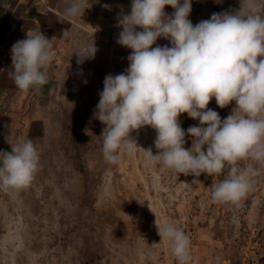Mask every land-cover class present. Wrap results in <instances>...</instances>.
I'll return each mask as SVG.
<instances>
[{"label": "rangeland", "instance_id": "374dc122", "mask_svg": "<svg viewBox=\"0 0 264 264\" xmlns=\"http://www.w3.org/2000/svg\"><path fill=\"white\" fill-rule=\"evenodd\" d=\"M42 1L53 38L49 79L35 105L22 108L29 115L17 138L33 140L39 167L28 188L0 190V264H178L155 222L189 236L190 264H264V161L238 162L259 174L236 206L211 200L212 185L227 178L230 165L196 178L147 160L144 149L158 151L151 126L131 133L141 147L134 156L121 154L118 164L104 160L105 125L93 111L105 76L128 67L131 50L116 39L122 31L117 17L130 13L131 0H85V11L74 18L62 15L71 0ZM257 3L264 13V0ZM239 9L240 0H192L189 19L195 25ZM173 11L165 6L166 13ZM93 39L95 58L77 64L74 52ZM157 44L170 46L163 38ZM208 107L223 120L237 105L220 108L213 97ZM179 119L184 130L199 124L187 113ZM185 141L191 148L192 138Z\"/></svg>", "mask_w": 264, "mask_h": 264}, {"label": "clouds", "instance_id": "9594fccd", "mask_svg": "<svg viewBox=\"0 0 264 264\" xmlns=\"http://www.w3.org/2000/svg\"><path fill=\"white\" fill-rule=\"evenodd\" d=\"M84 3L71 0L62 15L76 17L85 11ZM165 6L174 11L166 13ZM191 11L192 0H131L130 13L117 17L122 31L116 39L131 50L128 67L105 76L93 118L105 125L100 136L106 162L118 164L121 154L134 156L141 147L131 133L151 126L158 151L144 149L147 160L196 178L220 174L228 164L227 178L212 185L211 200L239 206L259 173L238 162L264 161V13L257 0H240L239 10L213 13L194 25ZM159 38L170 46L158 45ZM52 41L39 30L12 45L8 75L19 90L39 92L48 83ZM97 52L93 39L74 52L77 64ZM213 97L220 108L233 101L237 107L222 120L208 107ZM183 113L199 124L184 130ZM186 136L192 138L191 148L184 147ZM10 145V152L0 151V190L6 193L28 188L40 160L32 139ZM155 223L178 264H190L189 236L173 224Z\"/></svg>", "mask_w": 264, "mask_h": 264}, {"label": "crops", "instance_id": "0c3cea01", "mask_svg": "<svg viewBox=\"0 0 264 264\" xmlns=\"http://www.w3.org/2000/svg\"><path fill=\"white\" fill-rule=\"evenodd\" d=\"M42 2V0H0V151H11L10 144H14L13 140L16 143L18 134L24 130L19 126L24 124V120L29 115L26 111L35 105L39 95V92L36 93L37 91L33 89L19 90L8 72L13 70L10 49L17 40L25 39L27 34L32 35L34 31L39 30L46 34V37L50 34L51 21L41 8ZM26 103L28 106L24 111L22 108Z\"/></svg>", "mask_w": 264, "mask_h": 264}]
</instances>
